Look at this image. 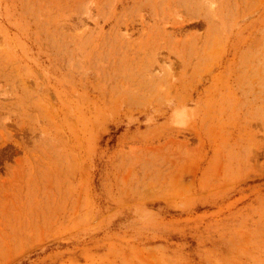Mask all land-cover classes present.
Masks as SVG:
<instances>
[{"label": "rangeland", "instance_id": "rangeland-1", "mask_svg": "<svg viewBox=\"0 0 264 264\" xmlns=\"http://www.w3.org/2000/svg\"><path fill=\"white\" fill-rule=\"evenodd\" d=\"M0 264H264V0H0Z\"/></svg>", "mask_w": 264, "mask_h": 264}]
</instances>
